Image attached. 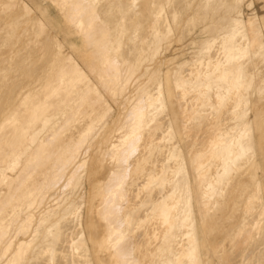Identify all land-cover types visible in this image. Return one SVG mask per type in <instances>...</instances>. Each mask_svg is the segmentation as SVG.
<instances>
[{"label": "bare ground", "instance_id": "bare-ground-1", "mask_svg": "<svg viewBox=\"0 0 264 264\" xmlns=\"http://www.w3.org/2000/svg\"><path fill=\"white\" fill-rule=\"evenodd\" d=\"M259 1L0 0V264H264Z\"/></svg>", "mask_w": 264, "mask_h": 264}, {"label": "rangeland", "instance_id": "rangeland-1", "mask_svg": "<svg viewBox=\"0 0 264 264\" xmlns=\"http://www.w3.org/2000/svg\"><path fill=\"white\" fill-rule=\"evenodd\" d=\"M196 3H197V2L194 3V6H195ZM194 6H192L191 9L188 11L189 14H191V11H192V9L194 8ZM258 7H259V8H258ZM261 7H263V3L260 2L259 0H255L254 8H255L256 10L258 9V11L260 12L261 9H262ZM246 12H247V13H250L251 11L247 9ZM188 13H187V14H188ZM50 17H51V16H50ZM55 17H57L56 14H55ZM186 17H187V16H186ZM205 22H207V21H205ZM205 22H204V23H205ZM198 25H200V24L198 23ZM58 32H59L60 37H61L62 39H65L66 37H69V38H68V41H66L67 46L70 47L71 50H73V49L77 50V53L74 52V54L76 53L75 55H77L78 57L81 56V57H80V60H81V61L84 60V57L82 58V56H83L82 54H84V56H85L86 54H85V52H83V47H82V42H81L80 37H70V30H68L67 27H65V26L60 27ZM195 32H196V31H195ZM195 32H193L192 34H190V35L188 36L187 41L189 40V42H190V40H192V39L195 37V35H194ZM262 76H264V75L261 74L260 77L257 78V80H256V85H258V84L261 82V80L263 79ZM261 78H262V79H261ZM259 80H260V81H259ZM116 112H118V110H116Z\"/></svg>", "mask_w": 264, "mask_h": 264}]
</instances>
